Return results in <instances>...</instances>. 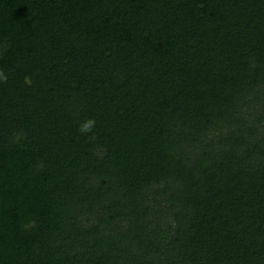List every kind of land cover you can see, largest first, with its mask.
Returning <instances> with one entry per match:
<instances>
[{
  "label": "trees",
  "instance_id": "1",
  "mask_svg": "<svg viewBox=\"0 0 264 264\" xmlns=\"http://www.w3.org/2000/svg\"><path fill=\"white\" fill-rule=\"evenodd\" d=\"M0 67V264H264V0H0Z\"/></svg>",
  "mask_w": 264,
  "mask_h": 264
},
{
  "label": "clouds",
  "instance_id": "2",
  "mask_svg": "<svg viewBox=\"0 0 264 264\" xmlns=\"http://www.w3.org/2000/svg\"><path fill=\"white\" fill-rule=\"evenodd\" d=\"M8 76H9V73L3 67H0V83H3L4 81H6L8 79ZM95 124H96V121L94 118L83 119L78 124V131L82 134L92 133L95 127Z\"/></svg>",
  "mask_w": 264,
  "mask_h": 264
}]
</instances>
